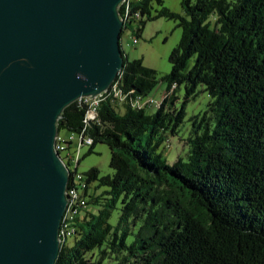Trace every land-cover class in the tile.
Masks as SVG:
<instances>
[{
  "label": "trees",
  "instance_id": "1",
  "mask_svg": "<svg viewBox=\"0 0 264 264\" xmlns=\"http://www.w3.org/2000/svg\"><path fill=\"white\" fill-rule=\"evenodd\" d=\"M162 3L119 6L121 45L125 31L138 41L146 21L163 17L178 22L180 39L171 73L160 78L120 45L118 98L106 96L99 123L85 130L93 139L87 154L105 144L113 173H81L87 207L67 235L74 244L66 246V237L54 264H264V0H182L185 17ZM160 82L167 89L155 112L137 105ZM199 92L209 103L179 137L185 105ZM86 110L69 104L57 130L80 134ZM175 136L187 155L169 164L163 151Z\"/></svg>",
  "mask_w": 264,
  "mask_h": 264
},
{
  "label": "water",
  "instance_id": "2",
  "mask_svg": "<svg viewBox=\"0 0 264 264\" xmlns=\"http://www.w3.org/2000/svg\"><path fill=\"white\" fill-rule=\"evenodd\" d=\"M123 0H0V264H54L69 170L63 110L123 68Z\"/></svg>",
  "mask_w": 264,
  "mask_h": 264
},
{
  "label": "rangeland",
  "instance_id": "3",
  "mask_svg": "<svg viewBox=\"0 0 264 264\" xmlns=\"http://www.w3.org/2000/svg\"><path fill=\"white\" fill-rule=\"evenodd\" d=\"M197 0H192L195 3ZM182 0H163L162 5L166 7L169 11L179 14L185 17V13L181 7ZM154 9L158 10L159 7L154 5ZM178 22L173 20H168L167 18H159L155 21H146L143 31H141L140 37L132 41V33L130 31H125L122 34V52L128 57V60H141L143 65L156 71L157 78L163 75H169L172 70L171 64L168 62L170 53L172 49L177 46L180 39L181 28L178 27ZM164 89H167L165 82H160L158 87L144 99L143 102L146 103V108L149 103H153L156 99V104L160 103L162 97L161 94ZM184 87L176 91V96L179 100L176 106L179 108L184 99ZM121 99V98H120ZM121 101V100H120ZM123 102V101H121ZM209 103V98L206 93L199 92L198 95L191 99L185 105L186 118H184V125L181 128L179 137H185L188 133L190 123L188 119L193 115L203 113L206 109V105ZM150 108V107H149ZM155 112V108H150ZM64 134V133H62ZM168 148H166L164 157L168 160L167 162L171 164L176 160L178 156L187 155V148L184 147V143L178 141V137H170ZM89 146L81 149L80 152V162L77 166L78 173H85L89 169L97 168L101 175H110L113 171L109 168V160L111 159L112 153L105 146V144H97L94 146L92 153L87 154ZM73 151V150H72ZM76 165L72 163L70 166L71 173L74 172ZM119 217L118 209L114 210L112 217L110 218V223L115 225ZM73 235L67 237L66 246L74 244ZM104 264H109L108 260Z\"/></svg>",
  "mask_w": 264,
  "mask_h": 264
},
{
  "label": "built area",
  "instance_id": "4",
  "mask_svg": "<svg viewBox=\"0 0 264 264\" xmlns=\"http://www.w3.org/2000/svg\"><path fill=\"white\" fill-rule=\"evenodd\" d=\"M129 2V0H127ZM126 2V3H127ZM126 12H128L126 10ZM135 38H132V41ZM114 83H112L111 87L108 88L105 92H103L101 95H98L94 98L88 97H82L79 100H77L78 104L84 105L87 110L86 114L83 118L84 123V129L80 132V134L72 133V132H62L57 131V135L55 138L54 148L60 155L62 162L64 165L71 166L72 163L79 164L81 156L80 152L81 149L86 147V144H88L89 139L93 140L91 137L85 134L86 128L89 126V124H98L99 120L96 119L95 123L88 122V119H86L87 112L90 110V108H99L100 103L106 98V94L113 93ZM141 97L138 98V100ZM120 103H123L120 101ZM156 103V99H154L153 103H149L147 105V108H153L154 104ZM64 133V134H62ZM73 150V151H72ZM84 177L81 173H79V181L75 183L73 186H68L66 188V196L67 199L70 198L72 193L77 194V187L81 186V184L84 183ZM87 207V202L83 203V206H78L77 213L75 216H70V220H63V217L61 218L60 228L58 230V238H61V235H63V232L65 230H69L70 228L76 229V219L83 214V211Z\"/></svg>",
  "mask_w": 264,
  "mask_h": 264
},
{
  "label": "bare ground",
  "instance_id": "5",
  "mask_svg": "<svg viewBox=\"0 0 264 264\" xmlns=\"http://www.w3.org/2000/svg\"><path fill=\"white\" fill-rule=\"evenodd\" d=\"M126 2H127V0H123L120 5H122L123 3L126 4ZM121 19H122V21H124L122 17H121ZM133 40H136V39H133ZM116 88L117 87L114 86L113 91H115V92L108 93V94H106V96L107 97L113 96V98H118V92H117ZM137 102H138L137 105H140L141 107H146V103H148L149 101L146 103L141 102V101H137ZM155 107H156V105L153 106V108H155ZM98 109L99 108H90V110L87 112V116H86V119H88V122L89 121L93 122L96 120V116H98V114H97ZM90 144L91 145L93 144V141L91 139H89V142L86 145H90ZM75 165H76V167H75V169H76L79 164L75 163ZM65 166L70 171V166H68V165H65ZM75 169H74V172L72 173V175L70 177L71 181L73 182V185H75V183L79 181V173ZM70 174H71V171L69 172V176H70ZM70 179H69V182H70ZM73 185H71V186H73ZM87 186H88L87 183L84 181V183L81 184V186L77 187V194L72 193L70 198H68L64 215H62L63 220H70V216H75V214L77 213L78 206H82L81 205L82 194L84 192V189H86ZM75 230L76 229H74V228H70L69 230H65L63 232V235H61V238L59 239L60 245L62 243H64L68 234H75Z\"/></svg>",
  "mask_w": 264,
  "mask_h": 264
}]
</instances>
